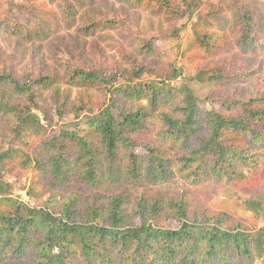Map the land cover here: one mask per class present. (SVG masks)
<instances>
[{
    "label": "trees",
    "instance_id": "16d2710c",
    "mask_svg": "<svg viewBox=\"0 0 264 264\" xmlns=\"http://www.w3.org/2000/svg\"><path fill=\"white\" fill-rule=\"evenodd\" d=\"M0 133V264H264V0H0Z\"/></svg>",
    "mask_w": 264,
    "mask_h": 264
},
{
    "label": "rangeland",
    "instance_id": "374dc122",
    "mask_svg": "<svg viewBox=\"0 0 264 264\" xmlns=\"http://www.w3.org/2000/svg\"><path fill=\"white\" fill-rule=\"evenodd\" d=\"M206 9V5H203L199 10L195 11L191 17L182 20V23L185 24L176 36H167L165 34L162 35L158 41L166 58L181 70V76L174 81L173 84L187 86L196 96L197 102L200 106L207 109H213L216 107L215 103L208 100L206 96L208 88L215 84V81L207 78L205 75L196 76L195 71L186 64L182 57V53L191 38L190 25L196 19V16L199 13L204 12ZM86 117H88V115L80 116L78 119L73 116H66L59 123V126L74 129L76 132L82 133L88 128L85 124ZM49 130L50 129L45 132L44 136L48 134ZM7 146L20 149L26 148L23 143L11 140L10 135L7 133H0V148H5ZM12 195L20 197L25 203L30 205L40 204V201L28 198L26 191L23 189V185L15 186ZM249 197V189L225 188L217 192L213 201L215 204H218L219 207L225 208L229 212H235L240 219L249 222L252 220L251 216L255 214V211L250 204L246 203V200ZM176 223L177 222H173V224ZM259 223H264L262 217H259Z\"/></svg>",
    "mask_w": 264,
    "mask_h": 264
}]
</instances>
